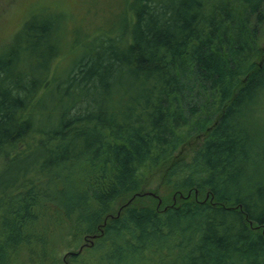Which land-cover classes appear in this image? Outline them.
Instances as JSON below:
<instances>
[{"label":"trees","instance_id":"16d2710c","mask_svg":"<svg viewBox=\"0 0 264 264\" xmlns=\"http://www.w3.org/2000/svg\"><path fill=\"white\" fill-rule=\"evenodd\" d=\"M122 5L74 40L64 12L34 11L0 47V256L45 247L63 215L76 246L94 237L70 264H264V0ZM184 127L204 142L161 178L192 170L138 204L140 165L168 162Z\"/></svg>","mask_w":264,"mask_h":264},{"label":"rangeland","instance_id":"374dc122","mask_svg":"<svg viewBox=\"0 0 264 264\" xmlns=\"http://www.w3.org/2000/svg\"><path fill=\"white\" fill-rule=\"evenodd\" d=\"M123 0H0V47L10 43L14 34L24 24L34 11L50 10L57 13H65V23L68 29L76 28L71 31V40L84 37V33L90 32L89 35H94L92 32H97L100 28L118 23L120 17L117 15L123 8ZM258 46L264 53V24L258 39ZM264 95V94H263ZM262 97V96H261ZM262 102L257 108V115L253 121L256 132V140L264 147V96ZM188 127L178 130L183 138L178 150L174 156L159 168L152 167L148 164H141L139 173L142 175L145 183L146 191L153 193L152 198L141 196L138 204L145 202L158 201V198H167L171 194V185L183 178L192 169L183 170L180 168L175 176H172L171 183L163 181L161 178L162 171L160 169L170 166L174 160L178 162L193 161L195 152L203 144L204 139L201 136H191L188 133ZM261 154V153H260ZM6 163L5 155H0V168ZM264 173V169L260 170ZM264 175V174H263ZM176 196V195H175ZM159 200V205L163 202ZM125 200H119L115 204L118 209ZM69 221V220H68ZM66 217L59 216L57 220H52L48 231V244L33 242L34 244H20L4 255L0 256V264H51L53 259L56 264H70L71 258L75 253H83L88 257L96 258V253L89 249L88 244H93L94 237H89L84 241L86 245L76 246L74 242L75 230L69 224ZM73 230V231H72ZM91 244V245H92ZM79 247V248H77ZM72 253V254H71Z\"/></svg>","mask_w":264,"mask_h":264}]
</instances>
